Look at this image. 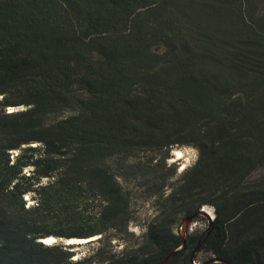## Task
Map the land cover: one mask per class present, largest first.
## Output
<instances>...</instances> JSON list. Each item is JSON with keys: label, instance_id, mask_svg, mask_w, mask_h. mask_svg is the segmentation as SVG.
<instances>
[{"label": "trees", "instance_id": "obj_1", "mask_svg": "<svg viewBox=\"0 0 264 264\" xmlns=\"http://www.w3.org/2000/svg\"><path fill=\"white\" fill-rule=\"evenodd\" d=\"M202 216L166 264H264V0H0V264H158Z\"/></svg>", "mask_w": 264, "mask_h": 264}, {"label": "rangeland", "instance_id": "obj_2", "mask_svg": "<svg viewBox=\"0 0 264 264\" xmlns=\"http://www.w3.org/2000/svg\"><path fill=\"white\" fill-rule=\"evenodd\" d=\"M14 111L24 109L23 106H11V108ZM30 145H34L33 143ZM174 150H179L181 157L175 156ZM197 156V152L193 147L190 146H179L175 147L173 149V152L170 153V158L168 159V163H173L177 167V175L178 173L185 167L190 164H192ZM178 157V158H177ZM27 204H32L34 201L32 199H29L27 201ZM133 211L138 216V223H143L145 219H150L153 217L156 213L155 205L153 204L152 200H144L142 198H136L133 200ZM137 222L131 223L129 225L128 230L131 231L134 234V237H127L123 239H115L112 240V245H114L115 250H120L122 246L127 245H133L135 244L138 239H135V237L142 232V226H139ZM181 220L176 224L175 228L176 231H180L181 226ZM188 233L193 234H199L203 232L206 228H208V221L206 219V216H202L197 218L196 220L192 221L188 225ZM61 241L62 243L69 244L71 246H74L72 249L74 250L75 255L72 257V259L83 257L84 255H88L91 253V250L98 246L97 243L90 244L89 242H83V243H67L66 239L61 238H54V242ZM51 244V243H50ZM211 257V254L209 252H206L204 250H200L196 253L195 258V264H200L203 260H206Z\"/></svg>", "mask_w": 264, "mask_h": 264}, {"label": "water", "instance_id": "obj_3", "mask_svg": "<svg viewBox=\"0 0 264 264\" xmlns=\"http://www.w3.org/2000/svg\"><path fill=\"white\" fill-rule=\"evenodd\" d=\"M202 214L204 215H208L204 210L200 211ZM192 217H187L185 219H183V221L181 222V226H180V235L183 238V243L182 246L177 248L176 250H174L173 252H171L167 257H165V259H163L161 262H159L158 264H166L169 259L179 250L184 249L186 247V241H185V235H186V230H187V226L191 223ZM210 224V223H209ZM210 229V228H209ZM198 249V246L192 251L191 255L193 256V254L196 252V250Z\"/></svg>", "mask_w": 264, "mask_h": 264}, {"label": "bare ground", "instance_id": "obj_4", "mask_svg": "<svg viewBox=\"0 0 264 264\" xmlns=\"http://www.w3.org/2000/svg\"><path fill=\"white\" fill-rule=\"evenodd\" d=\"M174 154L175 156H179V158L181 157L179 150H174ZM203 210L208 214V216H211V217L213 216V212L211 211L210 207L206 206L205 208H203ZM54 238L53 236L52 237L48 236V237L41 239V241L43 243L50 244L54 241ZM89 239L90 238H68L66 240H67V243H80V242L83 243V242H86L87 240L89 241Z\"/></svg>", "mask_w": 264, "mask_h": 264}, {"label": "built area", "instance_id": "obj_5", "mask_svg": "<svg viewBox=\"0 0 264 264\" xmlns=\"http://www.w3.org/2000/svg\"><path fill=\"white\" fill-rule=\"evenodd\" d=\"M11 109H8V111H10ZM14 153H16V152H14Z\"/></svg>", "mask_w": 264, "mask_h": 264}]
</instances>
